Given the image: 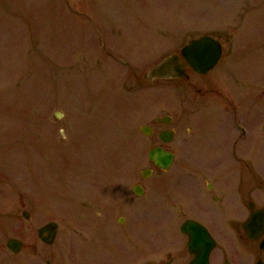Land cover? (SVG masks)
<instances>
[{"label":"rangeland","instance_id":"1","mask_svg":"<svg viewBox=\"0 0 264 264\" xmlns=\"http://www.w3.org/2000/svg\"><path fill=\"white\" fill-rule=\"evenodd\" d=\"M234 27L236 50L246 38H264V0H0V172L56 211L73 208L91 176L103 178L101 203H111L118 181L119 198L127 199L147 152L127 130L163 111L177 117L170 85L137 91L133 75L195 36L216 30L232 37ZM257 64L264 73V58ZM223 114L205 111L199 124L235 127ZM32 127H51L48 137L58 141L70 127L71 141L57 148ZM33 139L43 140L39 153ZM127 212L126 232L146 230L157 245L152 255L161 244L183 245L159 207L144 200Z\"/></svg>","mask_w":264,"mask_h":264},{"label":"flooded vegetation","instance_id":"2","mask_svg":"<svg viewBox=\"0 0 264 264\" xmlns=\"http://www.w3.org/2000/svg\"><path fill=\"white\" fill-rule=\"evenodd\" d=\"M237 29L234 37L216 30L195 36L172 53L181 59L183 76L161 83L174 92L177 117L163 111L127 130L147 151L127 199L119 198L118 181L116 189L111 185V203H101L103 178L91 176L84 192L73 197L74 207L56 211L0 172V264H264V73L257 64L264 58V38H246L236 50ZM202 38L219 47L205 73L184 64L180 55ZM107 48L102 45L116 62ZM144 76L133 75L135 90L150 88ZM205 111L215 118L229 112L235 127H202ZM64 128L63 141L48 137L51 127H32V133L46 134L66 149L72 130ZM42 143L33 139L37 153ZM155 150L170 155V162L150 155ZM87 187L95 189L93 195ZM144 200L175 223L181 250L169 242L152 255L157 245L146 230L126 232L128 205Z\"/></svg>","mask_w":264,"mask_h":264},{"label":"water","instance_id":"3","mask_svg":"<svg viewBox=\"0 0 264 264\" xmlns=\"http://www.w3.org/2000/svg\"><path fill=\"white\" fill-rule=\"evenodd\" d=\"M218 49L219 47L211 40L202 38L197 41H192L181 51V56L186 64L190 65L193 70L205 73L209 67L216 63L219 54ZM183 73L184 68L181 59L175 55H171L164 58L157 66L150 69L146 75V80L148 82H154L156 80H176L181 79ZM150 155H156L159 158L165 159L167 164L171 159L170 155L163 154L158 150L153 151Z\"/></svg>","mask_w":264,"mask_h":264}]
</instances>
